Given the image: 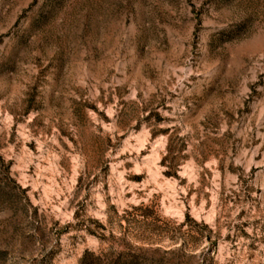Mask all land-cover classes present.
Masks as SVG:
<instances>
[{
  "label": "rangeland",
  "instance_id": "1",
  "mask_svg": "<svg viewBox=\"0 0 264 264\" xmlns=\"http://www.w3.org/2000/svg\"><path fill=\"white\" fill-rule=\"evenodd\" d=\"M148 263L264 264V0H0V264Z\"/></svg>",
  "mask_w": 264,
  "mask_h": 264
},
{
  "label": "trees",
  "instance_id": "2",
  "mask_svg": "<svg viewBox=\"0 0 264 264\" xmlns=\"http://www.w3.org/2000/svg\"><path fill=\"white\" fill-rule=\"evenodd\" d=\"M54 1H57V0H54ZM140 223H142V222H140ZM136 224H139V222L138 223H136ZM170 241H175V239H169ZM139 242H141V244H148V245H151V243H145L146 241H144V239H141V240H139ZM181 248H180V251L181 250H186V247L188 248V246L187 245H184V242H183V245H181L180 246ZM139 250H141V248H138ZM157 251V250H156ZM88 256V255H87ZM148 264H150V263H148Z\"/></svg>",
  "mask_w": 264,
  "mask_h": 264
}]
</instances>
